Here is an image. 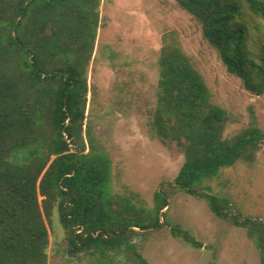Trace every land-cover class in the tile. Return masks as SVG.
Segmentation results:
<instances>
[{
	"label": "trees",
	"instance_id": "trees-1",
	"mask_svg": "<svg viewBox=\"0 0 264 264\" xmlns=\"http://www.w3.org/2000/svg\"><path fill=\"white\" fill-rule=\"evenodd\" d=\"M175 1L201 24L227 70L249 91L263 94L264 35L252 47L247 22L249 15L264 18V0ZM100 5L101 0H0V264H47L48 229L38 192L50 222L57 207L76 251L104 257L132 247L134 227H157L165 217L168 187L205 197L217 216L245 227L264 249L257 221L242 220L229 199L201 187L222 168L254 162L264 130L253 117L238 134L224 136L228 111L212 101L204 76L172 34L163 36L152 127L164 144L182 151L184 163L175 184L155 192L151 209L112 197L111 158L90 127L88 151L83 138ZM172 232L194 241L179 226ZM136 257L148 264L140 253Z\"/></svg>",
	"mask_w": 264,
	"mask_h": 264
},
{
	"label": "rangeland",
	"instance_id": "rangeland-1",
	"mask_svg": "<svg viewBox=\"0 0 264 264\" xmlns=\"http://www.w3.org/2000/svg\"><path fill=\"white\" fill-rule=\"evenodd\" d=\"M99 9L100 24L87 72L83 138L88 151L90 127L99 147L111 158L108 190L112 197L126 196L137 206L151 209L155 192L175 184L185 160L182 151L175 144H164L152 127L163 36L178 39L204 76L212 101L228 111L225 137L241 132L253 117L264 130V93H252L227 70L205 39L201 24L177 1L101 0ZM247 23L250 45L255 48L259 34L264 35V18L249 15ZM201 187L229 199L232 212L242 220L259 217L264 224V142L254 162L222 168L205 178ZM167 190L169 205L159 226L134 227L138 232L130 235L133 246L109 251L104 257L74 250L57 207L50 222L42 204L44 196L38 192L48 229L47 264H139L136 252L148 264H263L264 249L245 227L217 216L203 196L178 187ZM173 226L187 230L194 241L174 234Z\"/></svg>",
	"mask_w": 264,
	"mask_h": 264
},
{
	"label": "water",
	"instance_id": "water-1",
	"mask_svg": "<svg viewBox=\"0 0 264 264\" xmlns=\"http://www.w3.org/2000/svg\"><path fill=\"white\" fill-rule=\"evenodd\" d=\"M30 1V0H29ZM244 220H246V221H257L259 224H260V226H261V229H262V232H263V234H264V224H263V221H262V219L261 218H259V217H256V218H251V219H244ZM149 227L147 226V227H143L142 229H148ZM263 258H264V250H263ZM263 264H264V259H263Z\"/></svg>",
	"mask_w": 264,
	"mask_h": 264
}]
</instances>
